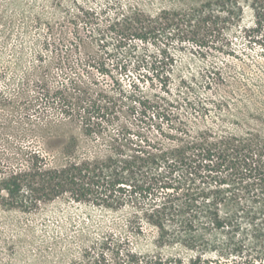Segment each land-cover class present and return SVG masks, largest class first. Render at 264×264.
I'll return each mask as SVG.
<instances>
[{
	"label": "rangeland",
	"instance_id": "obj_1",
	"mask_svg": "<svg viewBox=\"0 0 264 264\" xmlns=\"http://www.w3.org/2000/svg\"><path fill=\"white\" fill-rule=\"evenodd\" d=\"M254 1L0 0V169L9 152L37 140L55 147L74 135L77 154L99 153L95 139L83 136L77 121L48 108L45 90L52 91L61 80L57 44L67 46L64 55L104 61L109 67L161 59L159 73L168 76L169 97L192 102L181 112L193 129H264V42L257 46L250 41ZM142 27L152 30L147 41L135 37ZM110 68L112 79L95 73L86 88L114 96L121 89L116 96L123 109L119 116L130 126L138 118L132 99L154 98L163 90L158 81L143 80V68ZM125 217L122 211L75 203L66 195L32 211L0 205V264L69 261L100 228L121 230ZM128 238L143 256L161 254L189 264L191 252L175 244L161 246L151 226Z\"/></svg>",
	"mask_w": 264,
	"mask_h": 264
},
{
	"label": "trees",
	"instance_id": "obj_2",
	"mask_svg": "<svg viewBox=\"0 0 264 264\" xmlns=\"http://www.w3.org/2000/svg\"><path fill=\"white\" fill-rule=\"evenodd\" d=\"M252 7L250 41L259 46L264 0ZM137 31L142 41L152 32L146 27ZM54 48L61 56V80L45 90L48 108L77 121L81 134L95 139L99 153L77 154L74 135L55 147L37 140L9 152L0 169V205L32 211L66 195L75 203L126 215L121 230L100 228L78 255L69 261L60 257L56 264H182L180 258L143 256L129 246V234L142 233L144 225L155 228L161 246L189 250V264H224L242 255L244 261L234 264H264V129H193L181 112L192 102L171 99L168 76L159 73L161 59L144 58L110 65L124 71L143 68V80L158 81L163 90L154 98L132 99L138 118L127 126L119 116L121 89L114 96L86 88L95 73L112 79L109 64L64 55L67 46Z\"/></svg>",
	"mask_w": 264,
	"mask_h": 264
}]
</instances>
